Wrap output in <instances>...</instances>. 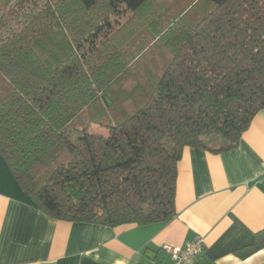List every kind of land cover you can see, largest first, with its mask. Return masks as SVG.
Masks as SVG:
<instances>
[{
	"label": "trees",
	"instance_id": "16d2710c",
	"mask_svg": "<svg viewBox=\"0 0 264 264\" xmlns=\"http://www.w3.org/2000/svg\"><path fill=\"white\" fill-rule=\"evenodd\" d=\"M101 1L0 0V153L53 219L168 223L183 149L236 147L264 110V0H205L207 16L156 37V67L152 44L124 49L152 0Z\"/></svg>",
	"mask_w": 264,
	"mask_h": 264
},
{
	"label": "crops",
	"instance_id": "0c3cea01",
	"mask_svg": "<svg viewBox=\"0 0 264 264\" xmlns=\"http://www.w3.org/2000/svg\"><path fill=\"white\" fill-rule=\"evenodd\" d=\"M214 138L183 149L172 221L116 228L47 216L0 153V264H173L166 247L198 238L194 264H264V110L236 147Z\"/></svg>",
	"mask_w": 264,
	"mask_h": 264
},
{
	"label": "rangeland",
	"instance_id": "374dc122",
	"mask_svg": "<svg viewBox=\"0 0 264 264\" xmlns=\"http://www.w3.org/2000/svg\"><path fill=\"white\" fill-rule=\"evenodd\" d=\"M107 1L108 0L101 1L99 10H103V8L107 5ZM198 1L199 0H152L147 7V10L143 14L139 15L125 31L124 35L126 34V36H129V38H127L128 40H124L126 43L124 45V49L128 53H133L139 51V47H142L143 45L145 47L152 44L150 49H152L153 51L146 50L143 57L146 61L151 60L150 63L152 64L150 66H160L166 59V57H169V55L168 53L163 54L162 52H158L162 50H155L153 48H159L163 44L162 40H160L159 38L164 36L166 32H170L169 30L173 28V22H176V20L180 19L186 20V18H188V20L191 19V21L196 22L197 20H201L205 16H207L215 6L212 2H207L205 0H200L199 2ZM196 3L197 5L193 7V5ZM188 8H192V10L187 11L185 17L180 18L179 16L183 14ZM128 18L129 17L126 16L122 19H119L120 24H124ZM122 37L123 34L120 35V39ZM130 39L134 40H132V42H129ZM159 41L160 43L157 44V42ZM133 42L136 44H133ZM164 42L168 43V41ZM155 53L156 60H152V56ZM76 125L80 126V123L77 122ZM91 130H94L96 132L100 131L98 126H93ZM214 137L217 136L206 138L205 141L207 142L212 138L215 139Z\"/></svg>",
	"mask_w": 264,
	"mask_h": 264
},
{
	"label": "built area",
	"instance_id": "2783aa9c",
	"mask_svg": "<svg viewBox=\"0 0 264 264\" xmlns=\"http://www.w3.org/2000/svg\"><path fill=\"white\" fill-rule=\"evenodd\" d=\"M204 247L203 238H198L186 248L166 247V251L171 255L173 264H194L201 255Z\"/></svg>",
	"mask_w": 264,
	"mask_h": 264
}]
</instances>
